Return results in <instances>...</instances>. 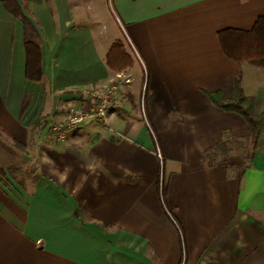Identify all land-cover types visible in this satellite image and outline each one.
Returning a JSON list of instances; mask_svg holds the SVG:
<instances>
[{
	"label": "crops",
	"instance_id": "crops-1",
	"mask_svg": "<svg viewBox=\"0 0 264 264\" xmlns=\"http://www.w3.org/2000/svg\"><path fill=\"white\" fill-rule=\"evenodd\" d=\"M83 1L0 0V264H264V132L237 160L248 124L212 99L241 75L264 118V69L219 39L251 30L264 0H111L98 29ZM12 2L38 35L39 82ZM117 41L134 64L108 124L47 136L62 103L116 80ZM221 143L228 156L204 159Z\"/></svg>",
	"mask_w": 264,
	"mask_h": 264
},
{
	"label": "trees",
	"instance_id": "trees-1",
	"mask_svg": "<svg viewBox=\"0 0 264 264\" xmlns=\"http://www.w3.org/2000/svg\"><path fill=\"white\" fill-rule=\"evenodd\" d=\"M6 7L25 24V47L27 52L26 77L30 81L39 82L43 78L41 68V45L38 35L30 20L26 18L15 2L5 3ZM221 46L225 54L238 63H249L264 69V17L256 22L249 30L226 29L219 33ZM133 60L124 48L121 41L115 42L107 58V65L115 73H121L133 66ZM213 101L221 108L243 116L248 124V147L251 158L258 144L260 135L264 132V118L255 110L253 98L243 93L242 76L239 75L234 84L233 96L229 100L221 98L218 94L212 95ZM212 151L221 153L223 158L228 156L230 148L226 143L215 146L207 151L204 159L212 160Z\"/></svg>",
	"mask_w": 264,
	"mask_h": 264
},
{
	"label": "built area",
	"instance_id": "built-area-1",
	"mask_svg": "<svg viewBox=\"0 0 264 264\" xmlns=\"http://www.w3.org/2000/svg\"><path fill=\"white\" fill-rule=\"evenodd\" d=\"M123 80L127 83L131 81L130 78L125 79L122 73L117 74L115 81L89 91L81 103H68L65 108V119L51 123L47 136L58 142H67L79 135L81 125L87 121L98 120L108 124L109 114L118 105L115 95ZM158 155L161 157L160 154Z\"/></svg>",
	"mask_w": 264,
	"mask_h": 264
},
{
	"label": "rangeland",
	"instance_id": "rangeland-1",
	"mask_svg": "<svg viewBox=\"0 0 264 264\" xmlns=\"http://www.w3.org/2000/svg\"><path fill=\"white\" fill-rule=\"evenodd\" d=\"M87 6L90 7L89 8V11H87ZM105 6L107 7V9L111 13L112 10H113V6H112L111 0H107L104 3L102 2V0H84L83 1V4H81V10H82V12H84V13H87V12L89 13L90 12V13L94 14V20L93 19L91 20V25L94 26L96 29H98L100 27V25H99L100 24V21L104 18L103 14H105V9H104ZM126 41L129 43L130 48H132L131 49L132 52L135 53V49H134L133 45L130 43V40L127 38ZM139 91H140V88H139ZM83 94H85V93H83ZM84 99H85V95H83V97H82L81 100H84ZM68 102L62 103L61 106L58 108L57 111L58 112L65 111V108L64 107L66 106V104ZM143 117H144V114L142 113V118ZM143 120H145V122H146V118L145 117H144ZM97 122H101V121H97ZM238 147H239V145L237 146V148L233 152V154L235 153V155L238 154V155H236L237 160L238 159H243L244 157H246L249 154V147L247 145H245V146L244 145L243 146L241 145L240 148H238Z\"/></svg>",
	"mask_w": 264,
	"mask_h": 264
}]
</instances>
